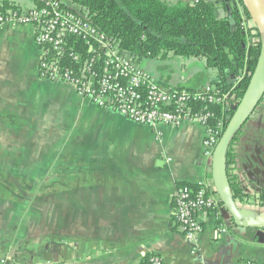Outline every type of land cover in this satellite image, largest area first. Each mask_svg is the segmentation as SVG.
Returning <instances> with one entry per match:
<instances>
[{"label": "crops", "instance_id": "crops-1", "mask_svg": "<svg viewBox=\"0 0 264 264\" xmlns=\"http://www.w3.org/2000/svg\"><path fill=\"white\" fill-rule=\"evenodd\" d=\"M6 3L37 5L0 0ZM36 32L29 24L0 28V259L147 264L155 254L164 264H264V239L257 235L264 233V205L235 202L243 220L259 228L231 222L225 207L200 212L204 230L194 243L177 226L180 183L215 189L206 177L212 157L204 153L205 128L186 121L160 126V134L98 107L70 83L42 79ZM138 65L166 90L197 91L219 80L205 58L169 54ZM261 126L250 121L245 136L249 179L259 177L249 140Z\"/></svg>", "mask_w": 264, "mask_h": 264}, {"label": "trees", "instance_id": "trees-1", "mask_svg": "<svg viewBox=\"0 0 264 264\" xmlns=\"http://www.w3.org/2000/svg\"><path fill=\"white\" fill-rule=\"evenodd\" d=\"M65 2L90 19L120 53L129 55L137 64L145 58L169 54L183 58H205L208 68L217 73L219 80L213 84L224 99L219 103L199 101L196 108L202 107L205 111L213 112L210 124L223 135L237 106L250 89L264 53V31L254 24L244 0H192L190 3H172L169 0ZM1 6L6 12L18 8L7 3ZM218 7L225 8L227 14L218 17ZM67 42L61 63L66 60L76 64L69 56L72 54H79L83 62L96 51L103 55V50L97 45L91 52L90 44L82 37L71 35ZM100 57H97L98 65L103 63V57ZM250 121L264 124V94L225 149L226 179L235 202L264 205V126L253 129L249 140L258 158L256 167L259 175L258 178L249 179L246 169L249 157L246 156L244 144L248 143L245 136L249 132ZM206 177L213 179L212 169L207 170ZM185 184L189 183H180L178 186ZM196 185L192 184V187ZM208 189L211 192V188ZM220 204L224 207L222 201ZM221 219L220 214L219 221ZM231 222H234L233 219Z\"/></svg>", "mask_w": 264, "mask_h": 264}, {"label": "built area", "instance_id": "built-area-1", "mask_svg": "<svg viewBox=\"0 0 264 264\" xmlns=\"http://www.w3.org/2000/svg\"><path fill=\"white\" fill-rule=\"evenodd\" d=\"M36 1L37 5L33 8H16L7 12L0 4V28L6 23L36 27V42L42 50L38 65L42 79L70 83L80 95L98 107L116 111L135 123L151 127L157 133H160V126L180 127L186 121L198 122L206 131L204 153L207 157L213 155L221 136L220 130L210 124L214 113L202 107L196 108V104L199 101L221 102L224 97L216 85L207 84L197 92L163 89L132 57L120 53L90 19L64 0ZM71 35L86 39L91 52L94 45L101 47L103 55L96 51L83 62L79 54H72L69 56L76 64H70L65 59L61 63ZM100 56L103 57L102 65L97 63ZM174 205L177 226L192 243L204 230L199 219L200 212L224 210L218 198L204 184L178 186ZM6 262V258L0 259V264ZM147 264H164V261L161 256L153 254Z\"/></svg>", "mask_w": 264, "mask_h": 264}, {"label": "water", "instance_id": "water-1", "mask_svg": "<svg viewBox=\"0 0 264 264\" xmlns=\"http://www.w3.org/2000/svg\"><path fill=\"white\" fill-rule=\"evenodd\" d=\"M246 6L251 14L252 20L261 30L264 31V7L260 0H244ZM263 72V75L259 80H256L257 76ZM264 94V53L259 66L253 76L252 84L250 89L246 92L240 104L237 106L236 112L230 118L229 124L221 136L214 153L212 155V174L215 191L219 195L224 207L225 212L227 211L234 223L240 227H256L259 228L258 224L246 222L243 220L242 215L236 206L230 193L227 191L225 183L228 184L226 179V165L224 160L225 149L231 140L236 130L248 119L250 112L256 106L259 98ZM224 179V180H223ZM229 187V185H228ZM230 190V187H229ZM257 235L260 239H264V233L259 231Z\"/></svg>", "mask_w": 264, "mask_h": 264}, {"label": "rangeland", "instance_id": "rangeland-1", "mask_svg": "<svg viewBox=\"0 0 264 264\" xmlns=\"http://www.w3.org/2000/svg\"><path fill=\"white\" fill-rule=\"evenodd\" d=\"M217 9H220L219 7L217 8ZM217 11V10H216ZM221 12H220V10H218V12H216V14H217V16L218 17H221V14H220ZM252 22V21H251ZM250 22V23H251ZM261 74H259L258 76H257V78H256V80H259L260 78H261V76L263 75V72H260ZM88 99V98H87ZM154 130V129H153ZM155 131V130H154ZM212 157V156H211ZM211 157H208V158H211ZM211 192L214 194V195H216L215 194V189H213V190H211ZM37 222H42L43 223V221H37Z\"/></svg>", "mask_w": 264, "mask_h": 264}, {"label": "bare ground", "instance_id": "bare-ground-1", "mask_svg": "<svg viewBox=\"0 0 264 264\" xmlns=\"http://www.w3.org/2000/svg\"><path fill=\"white\" fill-rule=\"evenodd\" d=\"M263 8V11H264V7H262ZM65 82V81H64ZM220 140V139H219ZM219 142V141H218ZM212 195H214L212 192H210ZM215 196V195H214ZM216 197V196H215ZM219 200V199H218ZM220 201V200H219Z\"/></svg>", "mask_w": 264, "mask_h": 264}]
</instances>
